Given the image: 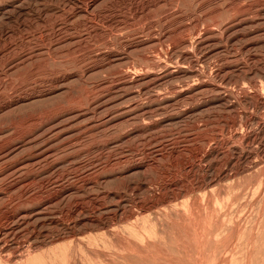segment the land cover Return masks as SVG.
Segmentation results:
<instances>
[{"label":"rangeland","instance_id":"1","mask_svg":"<svg viewBox=\"0 0 264 264\" xmlns=\"http://www.w3.org/2000/svg\"><path fill=\"white\" fill-rule=\"evenodd\" d=\"M85 1L0 0V264H264V0Z\"/></svg>","mask_w":264,"mask_h":264},{"label":"bare ground","instance_id":"2","mask_svg":"<svg viewBox=\"0 0 264 264\" xmlns=\"http://www.w3.org/2000/svg\"><path fill=\"white\" fill-rule=\"evenodd\" d=\"M87 1V0H86ZM85 1V2H86ZM93 1V0H92ZM95 1V0H94ZM88 2V1H87ZM86 4V3H85ZM91 4V3H90ZM87 5V4H86ZM85 5V6H86ZM87 7V6H86ZM248 12V11H247ZM262 12H263V14H264V9L262 10ZM96 13V12H95ZM239 14V13H238ZM255 16V15H254ZM253 16V17H254ZM253 17L251 18H248V20H246L247 21V24H248V28L250 29V32H251V34H255V33H257L258 31H260L261 29H258V27H257V24H256V21L253 19ZM255 18V17H254ZM256 18H257V16H256ZM245 21V22H246ZM234 25V24H233ZM248 29V30H249ZM212 30V29H211ZM222 33V32H221ZM207 34V33H206ZM79 35V34H78ZM69 37V36H68ZM205 37V36H204ZM213 37V36H212ZM205 41H204V43H206V41H209V39H208V37L206 36L205 38ZM203 39V40H204ZM256 38H255V36H253V38H251L249 41H248V46H253V44H254V40H255ZM82 40V39H81ZM200 40H202V39H200ZM202 40V41H203ZM73 41V40H72ZM76 41V40H75ZM77 41L79 42V40L77 39ZM146 41V40H145ZM202 41H200V44L202 43ZM212 41V40H211ZM74 42V41H73ZM106 42V41H105ZM147 42V41H146ZM261 42V41H260ZM259 42V43H260ZM80 43V42H79ZM141 43H145V42H143V41H137L136 43H134L135 45L137 44H141ZM210 43V42H209ZM262 43V42H261ZM75 44V43H74ZM76 44H78V43H76ZM122 44V43H121ZM207 44V43H206ZM211 44V43H210ZM257 44V43H256ZM70 46H71V44H69ZM127 45V44H126ZM213 45V44H212ZM258 45V44H257ZM74 46V45H73ZM77 46H79V45H77ZM76 46V47H77ZM255 46V45H254ZM125 47V46H124ZM198 47H199V45H198ZM76 51H77V49H75ZM74 50V51H75ZM91 52V51H90ZM77 53V52H76ZM82 53V52H81ZM107 53V52H106ZM183 53H181V56H183L182 55ZM30 55V54H29ZM106 55V59L107 60H109L110 59V57H111V55H110V52L108 53V54H105ZM79 57V56H78ZM145 57V56H144ZM249 57V56H248ZM148 59V58H147ZM188 60V59H187ZM120 61V60H119ZM147 61V60H146ZM196 61V60H195ZM194 61V62H195ZM79 62V61H78ZM194 62H192V63H194ZM155 63V62H154ZM158 63V62H157ZM190 63V62H189ZM191 63V64H192ZM156 64V63H155ZM94 65V64H93ZM163 65H164V63H163ZM91 67V66H90ZM161 67V66H160ZM87 68V67H86ZM79 70V69H78ZM81 70V69H80ZM84 70L85 71H88L89 69H85V67H84ZM121 70V69H120ZM83 71V70H82ZM120 73H117L118 74V78H117V81H118V84L115 86V88H118L119 86H120V88H124V87H126V86H128V85H137V86H139L142 90H145V89H147L148 87H154L155 85H157L160 81H162L164 78H166V77H171V72L169 71V69H167L166 67H161V68H159L158 67V65L156 64V65H154V64H152L151 66H150V68L149 69H147L146 70V72L145 73H133V74H131V73H129V74H127V72H125V73H121V71H119ZM198 73V72H197ZM85 74V73H84ZM116 74V73H115ZM72 75H74V76H77V81L79 80V78H81L82 77V75H80V72L79 71H74V74H72ZM186 75V74H185ZM199 79V78H198ZM202 79V78H201ZM208 79V78H207ZM80 81V80H79ZM101 81V80H100ZM114 81H116L115 79L114 80H109V81H107V80H104V82L105 83H111V82H113L114 83ZM82 82H84V81H82ZM102 82H103V78H102ZM204 82V81H203ZM85 83H88V81L87 82H84V84ZM200 83V82H199ZM89 84V83H88ZM93 84V83H92ZM100 84H102V83H100ZM186 84V83H185ZM189 84V83H188ZM110 85V84H109ZM196 85V84H195ZM208 85V84H207ZM85 86V85H84ZM83 86V87H84ZM97 86V85H96ZM159 86V85H158ZM204 86V84H200V86H196V87H194V89H198V88H200V87H203ZM255 86V85H254ZM82 87V90L85 88H83ZM88 87V86H87ZM110 87V86H109ZM191 87V86H190ZM89 88V87H88ZM96 88H99V87H96ZM189 88V87H188ZM77 89H78V87H77ZM86 89V88H85ZM85 89H84V91H85ZM81 90V89H80ZM87 90V89H86ZM97 90V89H96ZM99 90V89H98ZM97 90V91H98ZM103 90V89H102ZM123 90V89H122ZM132 90V89H131ZM179 90V89H178ZM89 90H87L84 94L82 93L83 91H80L82 94H83V98L81 99L80 97H77V98H80V100H85L86 99V101H85V103H84V101H83V103H84V105H87V106H89L90 107V105H92V104H94V98H96V97H94L93 99L94 100H92V97L90 98V96L92 95H90V92L92 91V90H90V92H88ZM115 91H117V90H115ZM196 91V90H195ZM77 92H79V91H77ZM80 92H79V94L78 95H80ZM119 92V91H118ZM117 92V93H118ZM255 92V91H254ZM185 93H186V91H185ZM256 93V92H255ZM183 93L181 92H179V95L178 96H181ZM97 95V94H96ZM115 95V94H114ZM171 95V94H170ZM93 96H95V95H93ZM123 96L124 97H129V96H131V93L128 91H123ZM254 96V95H253ZM120 97H122V92H121V94H120ZM257 97V96H256ZM76 98V97H75ZM74 98V99H75ZM76 98V100L77 101H79V103H80V100H78ZM118 98V97H117ZM97 99V98H96ZM125 99V98H124ZM257 99V98H256ZM77 101H76V103H77ZM121 101V100H120ZM125 101H126V99H125ZM137 101V100H136ZM135 101V99H131L130 98V100H128V102H130V106H129V109L131 108L132 110H135V109H137V108H139V106L140 105H138V102H136ZM254 101V100H253ZM263 101V100H262ZM73 102H75V100L73 101ZM98 102H100V101H98ZM117 102H118V100H117ZM150 102V101H149ZM259 102V101H258ZM76 103H74V104H76ZM103 103V102H102ZM144 104V103H143ZM78 104H76V106H77ZM103 105V104H102ZM80 106H81V103H80ZM79 106V107H80ZM78 107V106H77ZM76 107V108H77ZM78 107V108H79ZM83 107V106H82ZM88 107V108H89ZM98 107V106H97ZM96 107V108H97ZM95 108V107H94ZM80 109V108H79ZM73 110V109H72ZM76 110V109H75ZM92 110V109H91ZM81 111V110H80ZM75 112V111H74ZM86 112V111H85ZM91 112V111H90ZM99 117H97L96 115H94V114H86V113H84V114H80V113H73L70 117H68L67 119H65L64 121H61V122H59L58 123V125L57 126H61V125H69V124H73V126H72V130H73V133L71 134V136L69 137V139H71V140H76V139H78L79 138V136H80V132H81V129H83V131H94V130H96L97 128H99V127H103V126H105L106 124H109V123H111V122H113L114 120H110L111 119V117H109V115H106V117L107 118H103V116H101V115H98ZM124 117V116H123ZM127 118V117H126ZM262 121V120H261ZM110 125V124H109ZM139 125V124H138ZM261 126H262V124H261ZM58 129V128H57ZM99 130V129H98ZM55 131V130H54ZM77 132V134L74 136V133L75 132ZM126 131V130H125ZM64 133V132H63ZM55 135V134H54ZM52 136V137H49V138H43V140L41 139H39L40 141L38 142V144H35V143H33L34 144V147H36V150L34 151V152H32V154L28 157V158H26V161L27 162H31V161H34V163L35 162H37L36 164V166H39L40 164L39 163H43V164H46L47 165V167L50 165V163H49V160H50V157H51V154H52V152H53V150H54V146H53V143H54V141L57 139V135H55V136ZM118 136V135H117ZM127 136V135H126ZM19 138V137H18ZM59 138V137H58ZM37 141H38V139H37ZM36 141V142H37ZM57 141V140H56ZM66 141V140H65ZM70 143V142H69ZM32 144V145H33ZM59 144H61V143H59ZM62 144H63V142H62ZM65 144H67V143H65ZM6 146V144L5 145H1L0 147L1 148H4ZM37 146H39V148H38V150H37ZM0 148V149H1ZM82 150V149H81ZM8 151V150H7ZM31 151H32V149H31ZM30 154V153H29ZM20 156V155H19ZM23 157V156H22ZM16 159V158H15ZM23 159V158H22ZM109 162V161H108ZM4 163V162H3ZM15 163V162H14ZM52 164H53V162H51ZM35 165V164H34ZM52 166V165H51ZM52 168V167H51ZM34 169V168H33ZM45 171V170H44ZM47 171V170H46ZM40 172V171H39ZM15 174V173H14ZM80 174V173H79ZM26 178V177H25ZM19 180V179H18ZM49 181V180H48ZM17 183V182H16ZM175 195V194H174ZM176 196V195H175ZM2 197V196H1ZM163 199V198H162ZM159 200V199H158ZM173 200H175V199H173ZM161 201V200H160ZM162 202V201H161ZM171 202V201H170ZM79 203V202H78ZM75 204V203H74ZM77 204V203H76ZM146 204V203H145ZM143 206V205H142ZM149 206V205H148ZM74 207H75V205H74ZM73 207V208H74ZM146 208V207H145ZM149 208V207H148ZM176 209V208H175ZM45 212V211H44ZM43 212V213H44ZM173 212V211H172ZM2 213V212H1ZM46 214V213H45ZM50 217V216H49ZM106 218V217H105ZM129 218V217H128ZM180 218V217H179ZM95 219V218H94ZM173 219V218H172ZM46 220V219H45ZM14 221V220H13ZM104 221V220H103ZM99 222V221H98ZM11 221L8 219V221L7 222H3V223H1L0 222V243H3L4 242V240H5V238L6 237H9V236H14L15 235V233H14V231H12V232H10L11 231V229L12 228H14V227H10V225L13 223H11ZM89 223V222H88ZM96 223V222H95ZM100 223V222H99ZM162 223V222H161ZM110 225V224H109ZM234 226V225H233ZM16 227V226H15ZM78 227V226H77ZM104 228V227H103ZM173 228V227H172ZM67 229V228H66ZM64 230V229H63ZM23 232V231H22ZM51 232V231H50ZM161 232V231H160ZM163 232H165V231H163ZM158 234V233H157ZM161 234V233H160ZM57 235V234H56ZM65 235H67V234H65ZM139 235V234H138ZM61 237V236H60ZM118 237V236H117ZM13 238V237H12ZM16 238V237H15ZM118 239V238H117ZM52 240V239H51ZM221 241V240H220ZM16 242V241H15ZM120 242V241H119ZM44 243V242H43ZM126 243V242H125ZM159 243V242H158ZM212 243V242H211ZM4 244V243H3ZM17 244V243H16ZM151 244V243H150ZM185 244V243H184ZM1 245V244H0ZM5 245H7L6 243H5ZM135 245V244H134ZM212 246V245H211ZM7 247V246H6ZM18 247V246H17ZM27 247V246H26ZM148 247V246H147ZM197 247V246H196ZM4 248V247H3ZM11 248V247H10ZM16 248V247H15ZM19 248V247H18ZM165 248V247H164ZM192 248V247H191ZM138 249V248H137ZM153 249V248H152ZM4 249H2V250H0V251H3ZM12 250H14V249H12ZM205 250V249H204ZM208 250V249H207ZM20 251V250H19ZM166 252V251H165ZM178 252V251H177ZM180 252V251H179ZM191 252V251H190ZM15 253V252H14ZM28 253V252H27ZM182 253V252H181ZM184 253V252H183ZM193 253V252H192ZM191 253V254H192ZM196 253H197V251H196ZM3 254V253H2ZM26 254V253H25ZM167 254V253H166ZM188 254V253H187ZM17 255V254H16ZM182 255V254H181ZM186 255V254H185ZM194 255V254H193ZM198 255V254H197ZM183 256V255H182ZM13 257V256H12ZM131 257V256H130ZM179 257V256H178ZM187 257V256H186ZM190 257V256H189ZM150 259V258H149ZM174 259H175V257H174ZM180 259V258H179ZM178 259V260H179ZM182 259H183V257H182ZM130 260V259H129ZM182 261V260H181ZM242 261V260H241ZM149 262V261H148ZM163 262V261H162ZM166 263V262H165ZM168 263V262H167ZM121 264V263H120ZM160 264H162V263H160Z\"/></svg>","mask_w":264,"mask_h":264}]
</instances>
